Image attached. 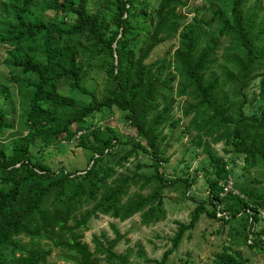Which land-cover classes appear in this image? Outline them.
<instances>
[{
    "label": "trees",
    "instance_id": "1",
    "mask_svg": "<svg viewBox=\"0 0 264 264\" xmlns=\"http://www.w3.org/2000/svg\"><path fill=\"white\" fill-rule=\"evenodd\" d=\"M187 1L102 0L101 11L91 13L89 0H0V43L7 46L4 63L17 84L18 125L24 131L10 142L9 154L0 147V264H45L50 247L26 246L20 235L73 253L76 264H128L127 253L114 250L121 239L127 240L114 224L109 223L112 237L91 235L92 248L82 241L83 232L88 219L98 215L124 221L138 214L144 225L162 218L161 192L175 182L160 171L167 160L160 147L162 129L178 124L172 110L181 96L188 98L180 108L181 116H189L185 130L194 131L192 144L201 147L212 177L205 170L206 198L191 209L188 222L176 221L170 247L152 261L163 264L201 214L223 223L241 214L246 244L264 254V229L256 228L254 215L248 224L243 214L246 202L263 209L264 203L238 187L234 189L243 197L231 192L219 197V182L229 178L228 169L210 150V144L222 142L248 166L264 161V14L256 21L261 0L247 7V0H218L215 8L209 1L205 20L196 7L187 19L181 11ZM48 10L54 17L45 16ZM136 18L148 22L141 41L131 32ZM223 37L231 44L225 53L231 69L223 68L219 79L211 68ZM171 39L176 44L163 56L146 61L157 45ZM94 65L102 75L98 98L81 81ZM255 79L250 100L257 99L259 107L245 113L250 100L244 89ZM61 82L89 95L88 103L61 95ZM5 92L0 88V98ZM112 107L123 113L133 139H120L109 125L92 121L95 112ZM51 122L61 125L51 129ZM12 126L0 108V134ZM80 129L84 132L76 138L77 146L90 152L83 169L52 170L30 158L35 140L68 142ZM141 156L149 161V172L140 171L143 162L138 160L131 170L124 167L130 157ZM212 264L242 261L223 248Z\"/></svg>",
    "mask_w": 264,
    "mask_h": 264
},
{
    "label": "rangeland",
    "instance_id": "2",
    "mask_svg": "<svg viewBox=\"0 0 264 264\" xmlns=\"http://www.w3.org/2000/svg\"><path fill=\"white\" fill-rule=\"evenodd\" d=\"M140 1V0H136ZM153 4L156 0H147ZM209 1H213L210 8L220 5L218 0H188L187 6L181 8L186 13L187 19L193 15V8H197V15L202 19H207L209 14ZM254 0H247L245 7L253 4ZM87 8L91 13L100 12L103 8L102 0H89ZM46 17H54L52 11H46ZM264 14V0H261L256 12V21ZM71 19H68L70 22ZM135 25L131 32L139 35V40L143 38L148 22L141 18L131 20ZM187 21V20H185ZM214 28V25L211 29ZM142 37V38H141ZM176 44L175 40H168L157 45L149 54L147 62L153 61L167 51L170 46ZM231 44L229 38L220 39L216 50V62L211 68V72L219 79L223 77L222 69H231L225 62V53H230ZM7 46L0 43V88L5 89L4 97L0 98V108L6 113V118L12 123V128L5 129L0 134V147L6 154L10 152V142L18 135L23 134L18 125L20 120V97L17 94V84L11 80L8 66L4 63L5 51ZM16 77L21 78L19 74ZM102 75L97 66L88 68L82 78V85L87 90H93L96 98L100 95ZM256 79L244 89L247 99L250 100L252 93L256 91ZM228 88V87H227ZM226 88V89H227ZM61 95L71 97L79 104H87L89 95L81 94L72 89L68 83L61 82L57 88ZM188 98L185 96L177 97L173 105V119H178L175 127L164 126L162 129L163 141L160 147L163 156L167 160L162 163L160 171L164 177L175 182L162 190L161 209L162 218L147 225L141 224L139 215L134 214L124 221L110 218L105 215H98L89 218L86 225L87 230L83 232L82 241L86 242L89 248L93 247L90 242L92 234L104 232L108 237H112L109 223L114 224L119 232L123 233L127 240L121 239L114 250L125 252L128 255V264H155L152 260H160L163 252L170 247V238L176 228V221L188 222L191 209L207 196V185L205 181V170L210 173L212 168L209 166L201 147L192 144L194 131L185 130L189 116H181L180 108ZM259 101L250 100L243 106L245 113L257 112ZM75 113V112H74ZM98 125H109L112 127L120 139H133V133L128 129L122 112L115 108H101L95 112L92 118ZM59 122H51L48 127L55 129L60 127ZM224 147L222 142L210 144V150L219 157H222L227 169L229 179L232 181L233 188L238 187L248 192L249 196L264 203V161L256 159L254 166H248L243 162L242 156ZM90 152L77 146V140L73 138L68 142L55 144H44L35 140L29 147V155L32 160L43 162L54 170L63 168L67 171L83 169L86 166ZM142 161L143 167L140 171L149 172L145 156L138 159L130 157L124 164L128 170L133 168L134 161ZM118 171L124 172L123 168ZM188 186V187H185ZM131 190H133L131 188ZM183 190H185L183 192ZM148 189L141 193L145 194ZM208 208V206L206 205ZM244 217L240 214L228 222H221L211 219L201 214L193 228L184 232L182 240L163 261V264H212L215 253L227 248L228 252L239 255L242 264H264V254L257 246L249 247L246 244ZM256 228L259 226L256 224ZM253 237V235H252ZM26 246L50 247V253L46 258L45 264H76L78 257L73 253L60 248L51 247L50 244L42 239L30 240L22 235L17 237ZM251 239V238H250ZM264 240V235L261 236Z\"/></svg>",
    "mask_w": 264,
    "mask_h": 264
},
{
    "label": "built area",
    "instance_id": "3",
    "mask_svg": "<svg viewBox=\"0 0 264 264\" xmlns=\"http://www.w3.org/2000/svg\"><path fill=\"white\" fill-rule=\"evenodd\" d=\"M84 132L83 129H80L76 132L74 135V138H78L79 135H81ZM219 185L221 187V190L219 192V197H224L228 192H231L232 194L237 195L238 197H243L241 194L237 192L232 186V181L227 178L223 181L219 182ZM243 214L247 217V223H254L252 216L254 215L256 217V224L259 226V228L264 229V209L261 207H254L250 202H246V205L244 206ZM217 215H224L223 212H217ZM250 238V235L248 236Z\"/></svg>",
    "mask_w": 264,
    "mask_h": 264
}]
</instances>
